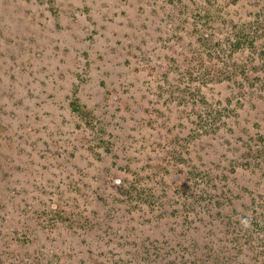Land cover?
I'll use <instances>...</instances> for the list:
<instances>
[{
	"label": "rangeland",
	"instance_id": "rangeland-1",
	"mask_svg": "<svg viewBox=\"0 0 264 264\" xmlns=\"http://www.w3.org/2000/svg\"><path fill=\"white\" fill-rule=\"evenodd\" d=\"M262 144L264 0H0V264H264Z\"/></svg>",
	"mask_w": 264,
	"mask_h": 264
},
{
	"label": "trees",
	"instance_id": "trees-1",
	"mask_svg": "<svg viewBox=\"0 0 264 264\" xmlns=\"http://www.w3.org/2000/svg\"><path fill=\"white\" fill-rule=\"evenodd\" d=\"M70 104L74 110L78 111L79 104H78L76 99L72 100L70 102ZM261 151H262V154H261L262 161L264 162V144H262V150ZM193 202H194L193 200H190L188 202V205H192ZM241 227L242 226H240V232L236 234L237 238H239L241 236H243V237L246 236V237L251 238V237H253L254 234H256L258 236L259 231L264 232V207L260 209L259 214H257L255 216V218L253 219L250 226L247 225V227H245V228H244V226L242 228ZM246 233H248V234L246 235ZM261 241H263V240H261ZM256 253H259V251ZM232 263L234 264V262H232Z\"/></svg>",
	"mask_w": 264,
	"mask_h": 264
}]
</instances>
